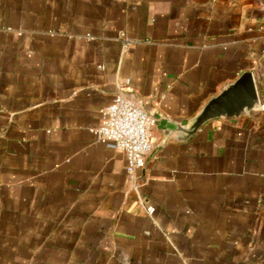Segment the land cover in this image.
I'll use <instances>...</instances> for the list:
<instances>
[{"label": "crops", "instance_id": "1", "mask_svg": "<svg viewBox=\"0 0 264 264\" xmlns=\"http://www.w3.org/2000/svg\"><path fill=\"white\" fill-rule=\"evenodd\" d=\"M245 70L264 106V0H0V264H264V107L157 120L134 176L91 131L117 93L183 122Z\"/></svg>", "mask_w": 264, "mask_h": 264}, {"label": "built area", "instance_id": "2", "mask_svg": "<svg viewBox=\"0 0 264 264\" xmlns=\"http://www.w3.org/2000/svg\"><path fill=\"white\" fill-rule=\"evenodd\" d=\"M123 46L128 49L132 42L121 33ZM129 82V80H128ZM102 123L91 131L100 141H112L126 155L127 172L134 176L144 168L147 155L153 149L152 129L157 120L141 105L123 93H117L112 102L101 109ZM153 216L154 205L147 206Z\"/></svg>", "mask_w": 264, "mask_h": 264}, {"label": "water", "instance_id": "3", "mask_svg": "<svg viewBox=\"0 0 264 264\" xmlns=\"http://www.w3.org/2000/svg\"><path fill=\"white\" fill-rule=\"evenodd\" d=\"M256 77L252 70H245L221 91L211 96L194 116L179 122L163 115L156 120H164V134L179 141H186L195 135L207 122L216 118L236 119L248 116L253 110L263 108Z\"/></svg>", "mask_w": 264, "mask_h": 264}]
</instances>
